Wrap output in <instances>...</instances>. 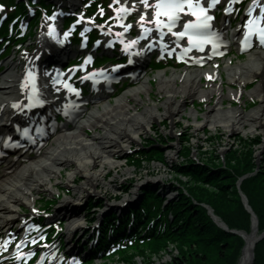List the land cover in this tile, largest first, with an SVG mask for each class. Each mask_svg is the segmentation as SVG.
Listing matches in <instances>:
<instances>
[{
  "label": "bare ground",
  "instance_id": "6f19581e",
  "mask_svg": "<svg viewBox=\"0 0 264 264\" xmlns=\"http://www.w3.org/2000/svg\"><path fill=\"white\" fill-rule=\"evenodd\" d=\"M68 1L76 4V0ZM139 8H143V2L139 4ZM50 24L49 20L43 22L37 50L31 54L26 63L21 64L14 58L6 62L7 69L0 85V109L8 117L12 113H27L24 109L23 96L32 84L34 66L40 72L41 81L48 83L49 73L42 66L44 59L41 54L48 45L47 39L52 36ZM105 32H110V30H105ZM224 69L227 80L231 84L236 82L242 85L254 80L255 85L248 93L253 98L258 97L261 104L250 110L245 109L244 106H232V104L228 108L223 107L224 97H228L232 101L238 100L236 97L240 92L237 88L230 89V87H228L227 93L224 91V87L221 86L224 77L219 68L212 71L201 67L185 68L183 72L174 69L170 75L166 73V70H162L158 72L159 89L165 91V103L170 105L166 110L168 114L160 112L158 105L147 106L143 111L137 110L130 101L132 99L141 101V93H147L149 90V76H146L140 83L127 88L116 96L114 103L106 100V94L101 95L95 106L91 107L84 116L82 111L78 114V119L73 122L72 127L64 124L56 134V130L51 132L53 136L49 142L38 147L36 152L28 154L25 149H21L12 153L11 157L5 155L0 157L3 168V174L0 177V232L7 230L6 227H9L21 216V206L25 204L33 207L35 203L34 191L46 188L53 192L48 182L52 177L61 175V169L64 166H73V172L69 173V182L75 180L74 174L84 175V181L96 182L95 179L99 175L90 166L99 165L102 169H105L106 166H114L116 164L114 156L122 154L128 144L134 140L139 141L140 131L150 130L148 124L154 117L162 119L167 115L174 117L177 115L176 113L184 112V96L199 97L205 100L208 98L209 100L214 93L212 97H214L216 105L215 107L212 105L209 111L203 113V122L197 116L198 111L195 108H190V115L194 117L196 127L201 124H209L211 128H216L219 125L225 130H241L244 133L258 128L264 131V50H253L249 52L245 60L226 63ZM204 76L207 78L208 85H211L210 88L204 87V83H202ZM214 78H217L219 82H214ZM240 91H243L242 88ZM48 92L51 97L59 95L53 102L54 104L58 105V102L64 100L57 89L50 88ZM177 95H181L183 100H180ZM11 119L16 120V117ZM4 122L6 120H3ZM98 126H101L102 132L96 131L92 136H87L88 128H97ZM78 189L82 193L86 192L85 184L83 183ZM138 198H141V195ZM80 200L82 199L79 196L75 202L73 200L64 201V207L58 210L59 212L64 211L63 214L69 222L68 232L82 228L85 224V215H80ZM120 202L123 205H117L115 210L112 209L111 215L116 214L119 219H122L130 214L131 220H133L136 215L134 200L122 198ZM137 202L135 201V203ZM82 213L84 214V212ZM53 215L57 217L56 212ZM104 216L106 214L101 215V218ZM94 223L100 225L101 222ZM255 235V231H253L250 236H247L246 248L238 264L251 262V249L256 238ZM91 245L94 246V244ZM91 251L90 248L87 249V253Z\"/></svg>",
  "mask_w": 264,
  "mask_h": 264
},
{
  "label": "rangeland",
  "instance_id": "374dc122",
  "mask_svg": "<svg viewBox=\"0 0 264 264\" xmlns=\"http://www.w3.org/2000/svg\"><path fill=\"white\" fill-rule=\"evenodd\" d=\"M109 14L112 16V12L110 10ZM43 17H41L42 20ZM109 22L112 21L110 18L108 20ZM43 23V22H42ZM41 26V25H40ZM39 39V32L35 35L34 38H32L30 41L28 40L26 44L22 45L19 49L20 51L17 53L16 58H19L21 54L26 56V50H33L34 47L37 46V42ZM234 51V49L232 50ZM233 58V63L238 62L239 60H245L247 58V55L240 56V58L236 57L235 55L231 54ZM14 55H12L9 59L13 58ZM8 59V60H9ZM225 61L221 65V72L224 77V81L221 84L222 87H224V91L227 93L228 87L231 86V83L229 80H227L226 77V70L224 69ZM6 68H3L0 72V85L4 79V72L6 71ZM166 73L170 75L174 68L166 67ZM177 71H182L183 69H176ZM158 71H153L151 75L149 76V90L147 93L142 92L141 93V101L132 99L130 100L134 107H136L137 110L143 111L147 106L152 105H158V109L160 112H166L167 107L169 103H165L166 100V94L165 91L162 89H159V76ZM183 72V71H182ZM146 78V77H145ZM151 82V84H150ZM218 82V81H217ZM255 85L254 80L249 81L248 85L246 86V91H250ZM204 87L210 88L211 85L204 80ZM231 89V88H230ZM122 93L120 90L118 91V94ZM214 93L212 94V96ZM180 100H183L181 95H177ZM211 96V99L208 100V98L202 99L199 97L195 98H188L185 97L184 104V112L182 113H176L174 117H171L170 115L164 116L161 118L154 117L153 120L149 122L150 130H141L140 131V139L134 140L130 144H128V147L123 150L122 154H117L114 156V159L116 160V164L114 166H106L105 169H102L101 166H90L91 169H93L96 174L99 175L98 178H96V182L92 181H84V175L81 174H74L75 180L73 182H69V173L73 172V166H64L61 169V175L59 174L56 177H52L51 180H49L48 184L50 187H52L53 192L48 191L46 188L41 189L39 191H34V196L37 204L40 203V200L46 199V198H53L56 199L55 206L52 208L56 213H59V209L61 207H64V201L73 200L75 202V199L77 197H81L82 200H80L79 203H81L80 209L81 213L80 215H85V224L82 226V228L74 229L72 232H68L67 228L65 227V236L64 238L67 240H70V238H73L74 240L79 238V241L89 239H93L96 237L94 234L97 228H100L102 224L99 226H95L96 221H99L101 219V215L106 214L105 220L108 221H114L116 223H119L121 221L122 224H128L131 220L130 214L126 215L124 218L119 219V217L114 214V218H111L112 216L109 215L112 212H110L112 209H116L117 205L121 206L123 205L120 201L122 198H129L134 200V205L136 207V217L138 218L139 212H138V202L140 203L138 198L141 195V192H144V190L147 187H156V186H162L161 181H163V184H165V187H160L159 191L160 194L163 196H166L168 199H171L173 196L177 194V192L169 191L171 188L169 187L170 183L176 179V174L174 172V169H172L171 166L178 165L181 163V161H184L187 155L183 154V151L185 150L183 147L190 148V155L189 159H192V157H204L203 153H208L210 151L216 152L217 155L221 156L222 158L230 151V150H243L246 149V144H250V147L255 152L257 163L259 166L260 163H262V166H264V131L261 129L251 130L250 132L244 133L241 130L238 131H231V130H225L222 126H216V128H211L208 124H201L200 126L196 127L193 120V116L190 115V108H195L197 112V116L199 120L203 122L204 115L203 113H206L209 111L210 107L213 105L215 107L216 102L213 99L214 97ZM216 96V94H215ZM111 102H115V97L108 98ZM224 105L223 107L228 108L231 106H241L247 110L253 109L257 107V105L261 104V101L258 97H250L248 94H244L241 99L232 101L228 97H224ZM232 103H231V102ZM243 101V103H241ZM260 101V102H259ZM165 103V104H164ZM194 105V106H193ZM170 106V105H169ZM173 108V106L171 105ZM133 109L132 107L130 108ZM183 109V107H182ZM246 110V111H247ZM167 113V112H166ZM168 114V113H167ZM170 116V117H169ZM198 124V123H197ZM101 126H98L97 128H88L86 130L87 136H92L96 131L102 132ZM149 141V144L155 145L158 148L161 145V149L157 150V153H159L161 156L159 157L163 162H161L158 158L152 156V160L145 161L142 163L141 166L143 167H135L134 165H131L126 161V158L128 157L126 155V151L128 148L131 147H145L147 146V142ZM246 141V142H245ZM162 145H165L164 147ZM252 145V146H251ZM168 149V150H167ZM151 150V149H150ZM155 151V150H153ZM199 157V158H200ZM201 160V159H200ZM196 159L195 163L198 161L199 163H204L203 161H200ZM185 164V163H184ZM208 166V164H206ZM258 167V166H256ZM92 170V171H93ZM102 170V171H101ZM257 172L258 169H255ZM3 174V168L0 166V177ZM184 179V178H183ZM186 180V179H184ZM72 181V180H71ZM85 184L86 192H80L78 189L82 184ZM161 183V185H160ZM48 188V187H47ZM58 194H60L58 197H56ZM95 199V204L90 205L88 201L90 199ZM135 201L137 203H135ZM110 206V207H109ZM27 205L21 206L20 212L21 213H27ZM64 211L60 212V215L63 218L64 225L68 226V220L66 219V216L63 214ZM84 212V214L82 213ZM110 212V213H109ZM134 219V220H135ZM87 220V223H86ZM133 220V221H134ZM255 220L251 219V226L248 231H246L243 234V231H239V235L243 240V245L239 249L240 253L238 255L237 261L235 264H238L241 260V257L243 255L244 249L246 248L247 244V236H250L253 231H255V236H259L261 232L258 228V223L256 226ZM94 225L95 227H93ZM92 226V227H91ZM88 227V228H87ZM91 228H94L92 230V233L90 231ZM94 231V233H93ZM84 232V233H83ZM245 232V231H244ZM68 233V234H67ZM91 236L89 237L88 235ZM250 234V235H249ZM74 236V237H73ZM264 235H262L261 239ZM88 240H87V239ZM260 239V240H261ZM96 243L99 242V236L96 237ZM80 243V242H79ZM59 244L56 245V249ZM80 246V245H79ZM253 248V247H252ZM108 252V251H107ZM109 253V252H108ZM128 253H131L128 252ZM178 254V247L175 246L173 243H169V247L166 251H160L157 254H153L151 256V259H148L147 255L143 254H133L132 256H127L125 258L122 257V255L119 256H112L110 258L104 259H97L96 262L90 264H167L169 262H172V259L175 255ZM255 259V255L253 254V250L251 253V262L249 264H253Z\"/></svg>",
  "mask_w": 264,
  "mask_h": 264
},
{
  "label": "trees",
  "instance_id": "16d2710c",
  "mask_svg": "<svg viewBox=\"0 0 264 264\" xmlns=\"http://www.w3.org/2000/svg\"><path fill=\"white\" fill-rule=\"evenodd\" d=\"M20 5L18 12L24 9L23 3ZM245 147L230 150L224 158L214 151L203 153L204 165L188 163L192 160L189 159L190 148L183 147L186 159L171 166L176 174L171 186L177 196L164 204L167 198L156 190L145 189L141 201L143 210H138V220L161 213L162 217L150 226V231H158V234H153L151 241L144 245L123 251L122 257L136 253L151 259L153 254L166 251L169 243H173L178 247V254L167 264H235L244 244L242 238L219 227L205 205L210 206L229 228L249 230L251 214L245 209L236 186L241 176L256 169L255 152L250 144ZM151 158L149 155L148 160ZM143 159L134 157L130 164L143 167ZM241 189L258 217L259 231H264V166L244 178ZM254 252L253 264H264V238L256 243Z\"/></svg>",
  "mask_w": 264,
  "mask_h": 264
},
{
  "label": "snow or ice",
  "instance_id": "6c2138e0",
  "mask_svg": "<svg viewBox=\"0 0 264 264\" xmlns=\"http://www.w3.org/2000/svg\"><path fill=\"white\" fill-rule=\"evenodd\" d=\"M185 3L189 4V10H191V3L190 0H156V13L155 16L159 17L161 14V10H163V14L168 17L169 22L176 19V13L183 10V5ZM145 6H147L146 0H145ZM4 5L0 4V9H3ZM211 7V5H209ZM202 11V10H201ZM193 15H197L195 11H193ZM141 20L144 19L143 16L140 17ZM206 19H210V17H206ZM156 26L160 27L164 21L160 19H156L155 21ZM170 27V23H169ZM204 27V25L199 23H193L192 21H189L184 24V31L183 32H177L175 35L177 36H183L188 35L189 43L193 46H199L200 43L203 42V39L200 37H193V35L189 34V29H191L193 32L198 31L200 28ZM261 33V41L264 42V29H260Z\"/></svg>",
  "mask_w": 264,
  "mask_h": 264
},
{
  "label": "water",
  "instance_id": "95a60500",
  "mask_svg": "<svg viewBox=\"0 0 264 264\" xmlns=\"http://www.w3.org/2000/svg\"><path fill=\"white\" fill-rule=\"evenodd\" d=\"M243 198H245V197H243ZM245 200V202H246V199H244ZM254 218H255V216H254ZM259 238H257L255 241H257ZM252 250H253V248L251 249V253H252Z\"/></svg>",
  "mask_w": 264,
  "mask_h": 264
}]
</instances>
